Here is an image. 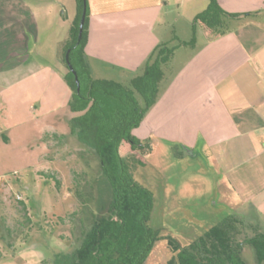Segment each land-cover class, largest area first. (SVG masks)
Returning a JSON list of instances; mask_svg holds the SVG:
<instances>
[{"label": "rangeland", "instance_id": "rangeland-1", "mask_svg": "<svg viewBox=\"0 0 264 264\" xmlns=\"http://www.w3.org/2000/svg\"><path fill=\"white\" fill-rule=\"evenodd\" d=\"M28 1L38 12L41 30L36 52L41 57H33L40 65L49 62L58 78L51 72L44 76L32 72L26 81H16L23 71L4 78L0 75V264H52L57 249L80 243L112 192L95 150L71 133L75 113L63 109L43 115L67 102L71 91L62 73L64 66H56L60 73L55 69L54 56L56 45L69 33L75 18L76 0ZM191 10L187 15L183 5L167 6L157 24V30H168L163 42L172 47L179 43L175 36L191 39ZM192 48L177 47L171 61L163 65L161 87L183 66ZM94 70V78L127 83L143 67L130 74L103 65ZM57 125L67 134L52 132ZM146 131L141 125L134 134L142 138ZM180 150L182 145L161 141L145 156L146 164L130 160L132 176L155 194L150 224L162 236L193 241L233 214L241 218L237 240L253 236L256 228L264 232L261 211L249 203L243 207L201 150L196 155ZM171 254L168 245L157 246L147 264H165ZM242 255L247 264H258L250 244L244 245Z\"/></svg>", "mask_w": 264, "mask_h": 264}, {"label": "crops", "instance_id": "crops-1", "mask_svg": "<svg viewBox=\"0 0 264 264\" xmlns=\"http://www.w3.org/2000/svg\"><path fill=\"white\" fill-rule=\"evenodd\" d=\"M88 1L86 53L93 77L99 65L116 67L123 74L136 73L168 34L167 29L157 30L168 5H183L187 15L192 9V22L209 2ZM218 1L229 12L252 14L235 20L228 33L214 40L207 41L202 33L198 34L197 45L170 82L161 87L157 102L141 123L147 130L142 138L151 139L155 149L165 141L182 145L183 154L196 155L201 150L243 207L252 204L264 216V0ZM39 23L38 12L28 0H0L3 78L20 71L23 73L16 81L29 80L27 76L32 72L35 76L51 72L54 79L58 78L49 62L40 65L33 57L40 48ZM68 37L69 33L56 45L55 69L64 66ZM62 73L65 75L64 69ZM67 97V102L43 115L71 111L72 90ZM52 129L59 135L68 132L60 125Z\"/></svg>", "mask_w": 264, "mask_h": 264}, {"label": "trees", "instance_id": "trees-1", "mask_svg": "<svg viewBox=\"0 0 264 264\" xmlns=\"http://www.w3.org/2000/svg\"><path fill=\"white\" fill-rule=\"evenodd\" d=\"M84 0H76V15L69 30L63 63L65 80L72 90L69 107L79 115L72 118L71 133L91 146L100 159L101 169L112 192L108 202L101 205L92 227L78 245L57 249L52 264H147L157 246L168 245L171 256L165 264H247L242 252L245 244L255 251L257 263L264 262V232L237 240L240 217H231L212 226L200 238L178 240L162 236L159 228L150 224L155 209V194L139 183L130 172V160L146 164L145 156L153 151L151 139L134 134L147 113L157 102L161 83L165 80L163 65L169 63L179 46L195 47L198 34L211 41L231 30L232 23L244 15L225 10L218 0H209L207 7L192 20V37L178 45L159 43L147 58L143 72L127 83L92 76L86 45L89 37L90 8L83 36L78 42ZM77 71L80 88L66 60ZM4 140L8 136L3 133Z\"/></svg>", "mask_w": 264, "mask_h": 264}, {"label": "water", "instance_id": "water-1", "mask_svg": "<svg viewBox=\"0 0 264 264\" xmlns=\"http://www.w3.org/2000/svg\"><path fill=\"white\" fill-rule=\"evenodd\" d=\"M86 14H87V0H84V9H83V13H82L81 21H80V26H79L78 42H80V40H81V38L83 36L84 23H85V19H86ZM70 51H71V48H69L67 50L66 60L68 62V65H69L71 71L75 75V80H76V83H77V86H78V90H79V88H80V81H79V77H78L77 71L75 70V68L72 66V64L70 62V58H69Z\"/></svg>", "mask_w": 264, "mask_h": 264}, {"label": "built area", "instance_id": "built-area-1", "mask_svg": "<svg viewBox=\"0 0 264 264\" xmlns=\"http://www.w3.org/2000/svg\"><path fill=\"white\" fill-rule=\"evenodd\" d=\"M18 198H21V196H18Z\"/></svg>", "mask_w": 264, "mask_h": 264}]
</instances>
